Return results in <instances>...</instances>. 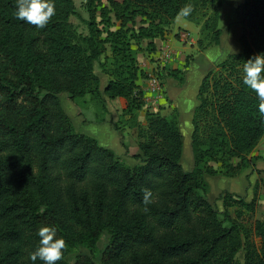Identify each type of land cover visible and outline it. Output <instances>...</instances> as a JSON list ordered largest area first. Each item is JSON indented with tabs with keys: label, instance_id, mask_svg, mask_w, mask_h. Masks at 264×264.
Instances as JSON below:
<instances>
[{
	"label": "trees",
	"instance_id": "16d2710c",
	"mask_svg": "<svg viewBox=\"0 0 264 264\" xmlns=\"http://www.w3.org/2000/svg\"><path fill=\"white\" fill-rule=\"evenodd\" d=\"M107 1L101 13L112 12L120 26L102 37L93 14L100 0H86L84 36L70 21L74 0H53L56 12L44 28L18 20L16 0H0V264H33L43 226L55 227L66 242L57 264H95L92 256L73 263L66 256L77 246L95 250L103 232L109 241L102 264H264V219L248 225L227 218L232 206L253 211L256 194L247 203L226 192L218 209L205 181L206 174L235 177L251 167L249 154L264 138L260 100L243 83L246 61L264 52V0H243L239 52L199 84L190 170L181 163L178 109L138 118L144 101L136 81L147 74L139 72L133 45L149 39L153 50V39L189 3L193 11L185 18H203L201 32L218 45L225 0ZM136 16L147 25L134 29ZM95 63L109 77L104 93L126 102L139 164L78 132L61 105L62 94L73 102L87 94L101 99Z\"/></svg>",
	"mask_w": 264,
	"mask_h": 264
},
{
	"label": "rangeland",
	"instance_id": "374dc122",
	"mask_svg": "<svg viewBox=\"0 0 264 264\" xmlns=\"http://www.w3.org/2000/svg\"><path fill=\"white\" fill-rule=\"evenodd\" d=\"M243 0H225L224 3L218 8L219 11V22L218 26L223 29L224 35L222 37L223 47H221L222 52L225 50V55L218 60V62L214 63L211 70L217 68L218 63L223 61L227 56L233 54L231 52V48L229 44L239 52L240 50V43L238 41V37L242 31V25L239 21V9L240 4ZM107 0H100V2L94 5V18L96 20L98 28L102 31V37L107 35V32L114 31L119 28L120 21L115 19L112 12H106L104 15L101 13V8L104 6H108ZM76 14L70 17V21L73 23L76 31L78 34L81 35H88V19L90 18V13L86 8V0H74ZM140 18L137 17L135 19L134 28L139 25ZM203 22V18H200L199 21L192 22L181 15H177V17L172 22V28L179 29L182 31L180 37L185 40L178 39L176 36L172 37V49L174 50L172 63L167 64L165 67H161L159 64L155 69H153L150 75H154L158 78L160 82V91L158 95L151 94L156 96H162L163 98L167 99L168 111L170 112L171 107H178L176 106L177 99L181 101V98H191L197 96L194 95V90L192 85H190L185 93L180 91V86L183 83L184 78L192 77V72L189 74L187 73L188 67L193 68L196 64L200 63L203 66L207 67V60H199L198 53L205 48L213 45L211 41L210 35L205 36L203 32L200 30V26ZM127 26H131L130 23ZM183 27V28H182ZM186 28V29H184ZM198 36V37H197ZM221 38V36H220ZM194 43V45H193ZM229 43V44H228ZM206 45V46H205ZM194 46H197V49H193ZM136 49V59L137 64L139 61L146 59V56L153 51L150 47H146V43L144 40H140L138 45H133ZM219 54V50L217 51ZM141 59V60H140ZM154 61V59H151ZM107 62V61H106ZM142 62V61H141ZM110 63V62H109ZM109 65V64H108ZM107 67V66H106ZM206 69V68H204ZM166 70V72H164ZM192 70V69H191ZM190 71V70H189ZM95 72H97L100 76L102 75V68L99 67L97 63H95ZM104 74V73H103ZM105 75V74H104ZM145 79H150V76L147 75L144 77ZM192 79V78H191ZM183 86V84H182ZM101 92V99H96L91 97L89 94L85 95L84 98L78 99L76 103H73L66 95H61V103L63 108L65 109L66 113L70 117L80 116L78 117L79 120H85V118L94 120V121H103L106 119V126L109 125L112 129L108 132V129L104 131V139L109 141H113V144H110L120 158H122L126 163L130 165L139 164L138 160L132 158V154L134 152H138L137 147V139L135 136V131L130 129L124 136L121 132L122 128L128 126V119L129 114L125 113L126 102L125 100H113L111 101L109 97L102 98L104 94L103 86H99ZM185 94V95H183ZM183 95V96H182ZM104 96V95H103ZM182 96V97H181ZM179 101V103H180ZM155 104V103H152ZM150 105L148 108H153ZM198 104V100H197ZM167 105L164 102L159 103V109L163 110L167 108ZM143 108V107H142ZM141 108V109H142ZM157 108V107H156ZM146 109H142V112L138 111V118H143V114L145 113ZM184 109L182 108V112ZM179 112V110H178ZM75 117V119L77 118ZM104 118V119H102ZM183 123L180 125L181 132L183 134V153L181 157V163L186 170L192 169L193 163V156L191 151V133H192V118L188 119L186 115L181 116ZM144 119V118H143ZM100 126V125H93V127ZM126 130V128H125ZM118 136V139L116 136ZM102 142V140L100 139ZM101 142H99L101 144ZM102 145V144H101ZM104 145V144H103ZM115 145V146H114ZM105 146V145H104ZM212 165L215 170L220 168L219 163H209ZM220 174L218 175H205V181L207 182V194L208 198L210 199L211 203H213L218 209L222 206L220 205L221 199L226 192H231L232 190H240L241 188V181L233 180L228 183V187L226 191L222 190L220 192L219 189H216V184L218 186L224 187L225 183L228 182L230 179H226L224 177L219 178ZM219 178V179H218ZM220 182H223V184ZM233 196H234V192ZM220 197V198H219ZM240 208V209H236ZM242 207L239 206H232L228 208V222L233 221H241L244 224L252 225L253 223V215L249 214L248 212H244L241 210ZM257 210V208H256ZM237 212H240V215L237 216ZM255 216V213H254ZM228 224V223H227ZM109 241V234L103 232L100 236L96 244V248L93 251H90L89 248L84 246H77L72 249V251L66 256L67 260L70 263H73L78 255H88L92 256L95 260V264H102V255L103 251L108 244ZM243 251H239L237 254V259L242 261Z\"/></svg>",
	"mask_w": 264,
	"mask_h": 264
},
{
	"label": "crops",
	"instance_id": "0c3cea01",
	"mask_svg": "<svg viewBox=\"0 0 264 264\" xmlns=\"http://www.w3.org/2000/svg\"><path fill=\"white\" fill-rule=\"evenodd\" d=\"M137 17L140 18V20H139L140 23L137 27L134 28V24H135V22H134V24H133L134 29H137L141 25H147V22H143L144 18H142L140 16H136L135 19ZM179 28L178 29L172 28V23H171L168 31L164 34V36L162 38L158 37V38L153 39L152 42L154 45V49L148 55V57L146 56V59H143V60L140 59L142 62L139 61V64H138L139 72L142 71V72H144L150 76L151 71L153 69H155L158 64L161 67H165L167 64L172 63V59H174L173 58L174 50L172 49V37L176 36L178 39L185 42V40H183L180 37V34L182 31ZM184 29H186V28H184ZM221 30H222V33H221V38H220V42L218 45H211L208 48H205L203 50H198V51H200L198 53L199 60H201V59L207 60V67L203 66V64L198 63V64H196V66L191 68L192 70L190 69V67L186 68L188 70L187 73L190 74L192 72L193 75H192V77H190V79H189V77H187V79L184 78L183 83H182L183 86H182V84L180 86L181 92L185 93L187 88L190 85H192V88L194 90V95L197 96L198 87H199V84H200L203 76L209 70H211L214 63L218 62V60L221 59L225 55V53H226L225 50L223 52L221 50V47H223L222 37L224 35L223 29H221ZM141 40L145 41L146 47H147V44L150 40L149 39H141ZM193 45H194V43H193ZM196 47L197 46H194L193 49L194 50L197 49ZM218 50H219V54H217ZM152 58L154 59V61L151 60ZM204 68H206V69H204ZM164 72H166V70H164ZM97 75L99 76V79H100V85L105 88L109 77L106 74L104 75L103 73L101 76L98 73H97ZM136 83L138 86L137 90H140L143 94L144 105H143L142 109H146L145 113L143 114V118H144L146 112H160V113L165 114V115L170 113L168 111L169 109H168V105H167V103H168L167 99L163 98L162 96L154 97L150 93L149 80L148 79H145L144 77L139 76ZM103 90L104 89H102V91ZM62 95H66V94H62ZM103 95H102L103 99H105V97H108L105 93ZM183 95H185V94H183ZM65 97L68 98L67 95ZM61 99H62V96H60V101H61ZM109 99L111 101L118 100V99L123 100L121 98H109ZM179 101L180 100L177 99V101L175 103H176V106L178 107V110H179L180 125H182L183 124L181 122L182 114L186 115V117L188 119L193 117V111H194L195 106L197 105V99L195 97L194 98L191 97L189 99V98H186L183 96V98H181L180 103H179ZM160 102H162V103L164 102V104L167 105V108L160 110L159 109V103ZM73 103H76V102H73ZM152 103H155V104H152ZM151 104L153 105V106H151L153 108H148V107H150ZM61 105H62V103H61ZM182 108L184 109L183 112H182ZM142 109L140 110L141 112H142ZM75 117H77V116H75ZM75 117H71V120H72V122H73V124H74V126L78 132L83 133V134L88 135V136L95 137L99 142H101L100 141V139H101L102 145L104 144L106 147L111 148L113 150V148L110 144H113L114 142L113 141L110 142V140L107 141L104 139V131L108 129V132H110V130L112 129L113 131L116 132V130L111 128L109 126L110 124L106 126V124H107V123H105L106 119L103 121H100V120L94 121V120H90V119L85 118L86 119V121H85V120H79L78 117H80V116H78L76 119H75ZM143 118H139V120H143ZM102 119H104V118H102ZM93 125H100V126L93 127ZM125 128H126V130H125ZM130 129L131 128H129V127H124V128H122L121 132L125 136L126 133L128 131H130ZM116 135H117V132H116ZM116 137L118 139V136H116ZM136 152H134V153H136ZM249 157H251L253 159V162H254V164L251 167L245 169L244 171H242L240 174H238L235 177H225V176L219 175L220 176L219 178L224 177V178L230 179V180L225 183L224 187L218 186L217 184L215 187H216V189H219L220 192L222 190L226 191V189L228 187V183L230 181L238 180V181H241L240 182V184H241L240 188L241 189L240 190H232L231 192H229L231 194H233L232 192L235 193L233 196L234 198H242L244 202L248 203L252 200V198L256 194L253 211H248L244 208L241 209L242 211L248 212L249 214L253 215V222H254L257 219L258 220L264 219V138H262L259 141L258 145L249 154ZM216 175H218V174H216ZM221 183L223 184V182H220V184ZM207 197H208V194H207ZM222 198H220L221 199L220 205L223 207ZM222 207L219 209H222ZM256 208H257V210H256ZM236 209H240V208L236 207ZM254 213H255V216H254Z\"/></svg>",
	"mask_w": 264,
	"mask_h": 264
},
{
	"label": "clouds",
	"instance_id": "9594fccd",
	"mask_svg": "<svg viewBox=\"0 0 264 264\" xmlns=\"http://www.w3.org/2000/svg\"><path fill=\"white\" fill-rule=\"evenodd\" d=\"M193 11L192 5L186 4L179 10V15L188 17ZM56 8L53 0H16L15 16L18 20L44 28L55 15ZM229 44V43H228ZM231 52L235 49L229 44ZM243 83L254 90L258 99L259 113L264 117V52L250 57L243 66ZM150 192L146 191L144 202H149ZM39 246L30 254V259L35 264L39 259L43 264H57L62 259L66 242L62 237H57V229L52 226H43L38 231Z\"/></svg>",
	"mask_w": 264,
	"mask_h": 264
},
{
	"label": "built area",
	"instance_id": "2783aa9c",
	"mask_svg": "<svg viewBox=\"0 0 264 264\" xmlns=\"http://www.w3.org/2000/svg\"><path fill=\"white\" fill-rule=\"evenodd\" d=\"M160 82L158 78L154 75H150L149 79V90L152 94L158 95L160 91Z\"/></svg>",
	"mask_w": 264,
	"mask_h": 264
}]
</instances>
